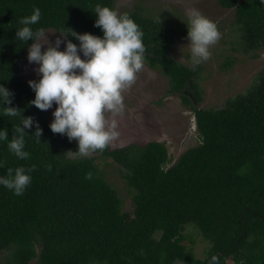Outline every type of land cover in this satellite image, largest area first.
<instances>
[{"label": "trees", "instance_id": "16d2710c", "mask_svg": "<svg viewBox=\"0 0 264 264\" xmlns=\"http://www.w3.org/2000/svg\"><path fill=\"white\" fill-rule=\"evenodd\" d=\"M219 3L235 10L240 46L245 51L263 48L264 3ZM115 4L116 0H0V85L13 93L12 104L5 106L34 117L42 129L40 142L32 136L35 127L25 129L27 160H18L7 142H0L5 165L0 175L8 168H34L22 196L0 186V264H209L212 255L220 264L228 259L264 264V69L256 84L229 98L225 106L201 107L202 65L193 71L171 53L178 28L138 8L125 11L143 31L146 63L167 76L168 92L179 94L194 111L201 141L170 166L166 143L156 140L110 145L94 152L97 156H80L77 142L53 133L48 126L52 120L30 103L35 93L19 70L31 40L25 45L15 39L20 19L39 8L41 19L34 29L102 36L94 27V9H115ZM67 39L79 43L74 37ZM20 119L0 116V128L7 129L9 139ZM100 157L120 166L134 192L132 213L124 211ZM89 171L91 180L85 178ZM188 223L210 244L204 258L184 243Z\"/></svg>", "mask_w": 264, "mask_h": 264}, {"label": "clouds", "instance_id": "9594fccd", "mask_svg": "<svg viewBox=\"0 0 264 264\" xmlns=\"http://www.w3.org/2000/svg\"><path fill=\"white\" fill-rule=\"evenodd\" d=\"M94 12V27L100 29L102 36L74 30L68 34L58 31L60 35L50 42L43 27H32L40 22L39 8L22 17L21 27L15 32V39L25 45L31 40L27 46V61L38 65L34 71L39 79L28 81L35 93L30 103L41 111L55 104L48 126L53 133L66 136L69 141L75 140L80 156L104 151L119 137L118 117L125 113L124 92L136 82L145 64L143 31L130 14L101 5H97ZM185 15L186 46L195 71L209 61L211 46L217 43L221 33L216 22L198 8H187ZM156 20L160 23L159 16ZM69 36L79 43L66 39ZM62 43L64 48L60 50ZM12 96L8 88L0 85V108L3 109L0 116L21 117L11 139L7 129L0 128V142L6 141L8 151L18 160H27L25 129L35 127L32 136L37 142H40L42 129L34 117H25L16 107L5 106L12 104ZM4 166L0 161V168ZM33 170L23 166L8 168L5 175H0V186L15 196H22L32 182ZM48 170L51 171V165ZM85 178L91 180L93 173L89 171ZM209 264H220L218 256L212 255Z\"/></svg>", "mask_w": 264, "mask_h": 264}, {"label": "rangeland", "instance_id": "374dc122", "mask_svg": "<svg viewBox=\"0 0 264 264\" xmlns=\"http://www.w3.org/2000/svg\"><path fill=\"white\" fill-rule=\"evenodd\" d=\"M189 7L198 8L205 16L216 22L221 33L217 43L211 46V58L202 64L199 75L203 91V100L199 106L218 109L225 106L229 98L247 92L258 82L259 74L264 69V47L245 51L240 46V34L233 24L234 8L222 7L219 0H116L115 4V10L118 12L123 13L128 9L138 8L145 14L159 16L176 26L180 34L171 53L181 63L191 66L189 49L186 46L188 41L185 24V11ZM46 32L50 42H54L60 35L55 29H48ZM63 48L62 43L60 50ZM36 67L38 65L28 63L27 57L20 66V76L28 86L29 80L39 79L34 71ZM168 89L167 76L160 70L150 68L145 61L136 82L124 92L125 113L118 117L120 135L112 142L111 147L162 141L169 149L170 166L188 148L200 143L201 136L197 131L194 111L183 103L179 94L169 93ZM54 108L55 104L53 108L45 111L51 120ZM69 155L78 156L73 152ZM98 162L107 180L118 190L123 199L124 211L132 213L134 192L128 186L120 166L108 157H100ZM183 233L186 236L184 243L193 248L198 257L204 258L210 244L204 240L200 230L193 223H188ZM227 264L235 263L232 259H228Z\"/></svg>", "mask_w": 264, "mask_h": 264}]
</instances>
